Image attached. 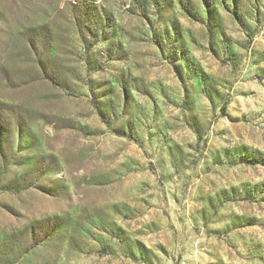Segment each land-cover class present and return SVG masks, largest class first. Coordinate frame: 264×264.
<instances>
[{"label":"rangeland","instance_id":"1","mask_svg":"<svg viewBox=\"0 0 264 264\" xmlns=\"http://www.w3.org/2000/svg\"><path fill=\"white\" fill-rule=\"evenodd\" d=\"M0 264H264V0H0Z\"/></svg>","mask_w":264,"mask_h":264}]
</instances>
